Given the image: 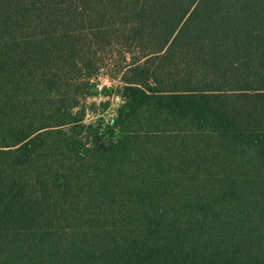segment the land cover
<instances>
[{
    "label": "trees",
    "instance_id": "1",
    "mask_svg": "<svg viewBox=\"0 0 264 264\" xmlns=\"http://www.w3.org/2000/svg\"><path fill=\"white\" fill-rule=\"evenodd\" d=\"M0 264H264V0H0Z\"/></svg>",
    "mask_w": 264,
    "mask_h": 264
},
{
    "label": "rangeland",
    "instance_id": "2",
    "mask_svg": "<svg viewBox=\"0 0 264 264\" xmlns=\"http://www.w3.org/2000/svg\"><path fill=\"white\" fill-rule=\"evenodd\" d=\"M112 72L101 70L97 76V92L95 97H85L81 104L85 111V123H92L95 127L101 126L99 136L101 146H109L111 134L106 132L110 121L114 118L121 101L117 95L120 87L119 78ZM91 92H94L91 89Z\"/></svg>",
    "mask_w": 264,
    "mask_h": 264
}]
</instances>
